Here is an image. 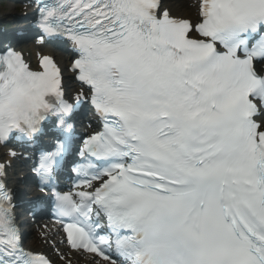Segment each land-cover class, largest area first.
<instances>
[{
  "label": "snow or ice",
  "instance_id": "1",
  "mask_svg": "<svg viewBox=\"0 0 264 264\" xmlns=\"http://www.w3.org/2000/svg\"><path fill=\"white\" fill-rule=\"evenodd\" d=\"M37 7L45 36L71 41L103 124L76 169L91 190L55 195L71 247L109 264H264V0H199L195 24L160 0ZM73 110L52 59L34 71L0 53V141L53 114L69 133ZM69 140L42 154V184ZM12 207L0 196V264H50L23 250Z\"/></svg>",
  "mask_w": 264,
  "mask_h": 264
},
{
  "label": "bare ground",
  "instance_id": "2",
  "mask_svg": "<svg viewBox=\"0 0 264 264\" xmlns=\"http://www.w3.org/2000/svg\"><path fill=\"white\" fill-rule=\"evenodd\" d=\"M163 4H164V6L169 8L174 15H176L178 17H182V18H191L192 17V12L194 9L192 7H190L189 2L187 0H163ZM30 19L31 18H29L28 21ZM27 27H30V26L22 24L20 27H17V25H13L9 31H7V30L5 31L6 33L4 35H6V36H2V37H4V38L6 37L7 39H10L12 37L14 38L13 34H11L10 32H17V31H20V29L27 28ZM32 48L33 47H31V51H32ZM51 52L54 53V51H51ZM59 62L64 68H66L68 66V64H66L67 60H66L65 56L62 54L59 55ZM70 81H71L70 76L68 74H66L65 82L69 83ZM10 184L13 186V188H15L16 181L14 180V178H13L12 182H10ZM18 187L21 188L20 185ZM29 195H30V193L28 194V196ZM21 222H23L24 224H27L28 217L23 216L21 218Z\"/></svg>",
  "mask_w": 264,
  "mask_h": 264
}]
</instances>
